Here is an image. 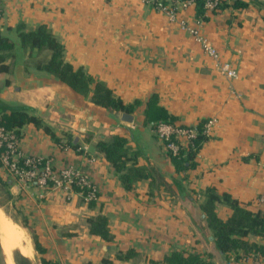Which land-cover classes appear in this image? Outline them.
<instances>
[{"label":"crops","instance_id":"crops-1","mask_svg":"<svg viewBox=\"0 0 264 264\" xmlns=\"http://www.w3.org/2000/svg\"><path fill=\"white\" fill-rule=\"evenodd\" d=\"M222 1L229 6L207 11V19L198 16L196 5H178L171 20L155 0H5L0 31L20 22L28 30L48 25L75 68H86L125 103L138 102L127 113L133 121H126V112L102 108L35 70L36 53L31 58L18 45L10 52L9 70L0 72V109L29 106L57 136L69 135L80 145L61 147L28 123L21 129L24 153L52 159L56 168L85 171L99 192L90 207L75 190H41L36 184L23 190L0 168V207L29 235L33 256L24 257L32 264H163L176 251L209 254L216 264H255L241 250L224 256L201 210L208 188L230 194L250 210H264V0H245L249 6L241 9L232 6L233 0ZM184 24L217 49L237 78L220 73L218 61ZM154 94L177 126L195 128L216 120L195 168L178 172L145 124ZM113 135L127 138L138 164L154 171V180L142 179L130 191L122 186L97 151V143ZM216 211L223 220L233 212L224 202H217ZM99 214L108 217L111 241L90 232L87 219ZM34 235L43 253L35 249ZM245 240L264 244L261 236ZM128 251L136 255L122 259Z\"/></svg>","mask_w":264,"mask_h":264},{"label":"trees","instance_id":"trees-1","mask_svg":"<svg viewBox=\"0 0 264 264\" xmlns=\"http://www.w3.org/2000/svg\"><path fill=\"white\" fill-rule=\"evenodd\" d=\"M197 14L202 19H207L205 0H196ZM224 1L214 12L228 7ZM232 6L236 9L247 8L249 2L245 0H233ZM20 46L24 50H29V56L34 58L35 70L45 74L53 75L57 80L64 83L72 91L83 95L92 103L110 110L111 112L133 113L138 102L125 103L115 94L108 84L96 78L84 67L75 68L66 58V48L63 42L53 33L46 24H39L35 29L28 30L26 24L18 23L14 28H7L6 32L0 31V72H7L9 66L6 63L12 50ZM36 53V54H35ZM35 54V56H34ZM145 124L151 125L156 137L161 141L157 127L161 122L176 124V118L170 115L167 110L158 104V95L151 96L145 110ZM202 121L195 127L197 135L191 139L187 146L181 145L178 154L174 155L167 150L172 163L178 172L193 169L197 166L196 155L203 143L208 139L205 133V124ZM28 123H34L37 127L44 129L52 138L62 142V137L57 136L52 127L48 125L33 108L21 105L11 108L9 112L0 109V124L7 129L15 130L21 138V129ZM68 143L74 147L79 144L74 143L73 138L68 135ZM176 142L178 139L173 138ZM89 140V139H88ZM127 138L121 135H113L110 140H101L97 143V151L101 153L110 164L114 173L118 176L122 186L127 190H132L135 183L142 179H153L154 171L140 166L137 162L138 152H133L127 146ZM163 142V141H162ZM164 144V143H163ZM165 147V146H164ZM179 185L180 183L177 182ZM7 184V182H2ZM181 187V186H180ZM76 191L81 188L74 185ZM86 190V189H85ZM84 190V191H85ZM86 193V191H85ZM206 201L201 205L207 228L211 231L216 247L227 257L229 253L243 251L242 257H247L253 252H259L264 257V244L251 243L245 240L249 235L261 236L264 238V210L253 211L244 207L239 200L233 198L228 193L220 194L215 188L206 190ZM84 200V196H82ZM217 202H224L232 208V214L227 220L221 219L216 211ZM96 201H89V206H95ZM90 232L100 236L104 240L111 241L113 236L108 225V217L104 214L91 216L87 219ZM35 249L43 253L45 249L40 244L36 235L33 236ZM20 255V260L16 259V264H30V260ZM136 255L134 251H128L125 255H120L122 259H130ZM32 264V263H31ZM43 264H47L43 260ZM90 264V263H87ZM163 264H216L209 254L198 252L176 251L165 257Z\"/></svg>","mask_w":264,"mask_h":264},{"label":"built area","instance_id":"built-area-1","mask_svg":"<svg viewBox=\"0 0 264 264\" xmlns=\"http://www.w3.org/2000/svg\"><path fill=\"white\" fill-rule=\"evenodd\" d=\"M222 0H205V8L208 12H214L221 4ZM5 0H0V21L4 18ZM196 0H155L156 7L163 11L171 20L176 19L177 6L188 7L195 5ZM185 28L196 38L203 49L215 60L218 61L220 73L228 79H235L238 72L228 62L219 60L217 49L204 38L196 28L184 24ZM215 119H211L205 124V133L209 134ZM157 132L162 139L166 151L178 154L180 146H187L192 138L197 135L195 128H184L175 124L161 122L157 127ZM176 137V142L173 138ZM183 141V142H182ZM185 141V142H184ZM68 139L62 138L59 143L61 147L69 148ZM0 168L7 178L14 180L24 190L28 186L36 184L41 190L65 189L72 191L74 185L81 188L77 191L84 196L86 201H97L99 192L96 185L91 182L85 171L74 166H64L56 168L53 160L41 156L27 155L20 146V138L15 130L7 129L0 124ZM86 189V190H85ZM86 193H85V191ZM76 191V190H75ZM250 256L255 258V264H262L263 256L259 252H253Z\"/></svg>","mask_w":264,"mask_h":264},{"label":"bare ground","instance_id":"bare-ground-1","mask_svg":"<svg viewBox=\"0 0 264 264\" xmlns=\"http://www.w3.org/2000/svg\"><path fill=\"white\" fill-rule=\"evenodd\" d=\"M0 244L5 254V264H14L11 258L14 249H18L28 258L33 256L31 241L2 211H0Z\"/></svg>","mask_w":264,"mask_h":264},{"label":"rangeland","instance_id":"rangeland-1","mask_svg":"<svg viewBox=\"0 0 264 264\" xmlns=\"http://www.w3.org/2000/svg\"><path fill=\"white\" fill-rule=\"evenodd\" d=\"M1 190V189H0ZM1 201V200H0ZM0 211H2L8 218H11V215L10 213L8 212L7 209L5 208H1L0 207ZM13 221V220H12ZM13 223L17 226L18 229H20L22 232H24L26 234V237L29 239V235L24 231V228L21 226V225H18L16 222L13 221ZM30 240V239H29ZM21 254L19 252L18 249H14L12 254H11V258H12V261L14 262V264H16V259L17 260H20V255ZM5 254L3 253V249L1 248V244H0V264H5ZM31 264V263H30Z\"/></svg>","mask_w":264,"mask_h":264},{"label":"water","instance_id":"water-1","mask_svg":"<svg viewBox=\"0 0 264 264\" xmlns=\"http://www.w3.org/2000/svg\"><path fill=\"white\" fill-rule=\"evenodd\" d=\"M123 118H124V120H126V121H130V122H132L133 121V117L130 115V114H127V113H124L123 114ZM78 140V138L75 140V141H77ZM94 147H91L90 148V150H92V151H94Z\"/></svg>","mask_w":264,"mask_h":264}]
</instances>
